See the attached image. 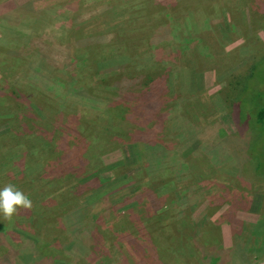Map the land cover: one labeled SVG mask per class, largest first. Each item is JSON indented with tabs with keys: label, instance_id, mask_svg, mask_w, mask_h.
I'll return each instance as SVG.
<instances>
[{
	"label": "rangeland",
	"instance_id": "obj_1",
	"mask_svg": "<svg viewBox=\"0 0 264 264\" xmlns=\"http://www.w3.org/2000/svg\"><path fill=\"white\" fill-rule=\"evenodd\" d=\"M262 55L264 0H0V264H264Z\"/></svg>",
	"mask_w": 264,
	"mask_h": 264
},
{
	"label": "trees",
	"instance_id": "obj_2",
	"mask_svg": "<svg viewBox=\"0 0 264 264\" xmlns=\"http://www.w3.org/2000/svg\"><path fill=\"white\" fill-rule=\"evenodd\" d=\"M117 43H120L121 44V48H123V45H124L125 41L123 42V40L121 38V39H118ZM163 64L165 65L164 61L163 62L162 61L152 62V69L154 70V69L158 68L159 65H163ZM262 65H264V55H262V57L259 60L256 61L255 67L253 69V72H251V74L248 75L246 78L242 79V81H241L242 84L239 83L241 85V88H242L241 93L246 88V86L252 88L253 83L258 79L257 74L260 73V69L262 68ZM150 82L151 83L148 86H146L147 88H150L151 85L153 87L154 80H151ZM243 87H244V89H243ZM251 88L247 89L246 96H244L243 99L239 102V103H241V105L244 108V114H245V117H246V119L239 120V121H240V125H242L243 127H247L250 124V122H251V126H253V129H254L255 133H257V135H258L256 137V139H258V140L254 141V142L251 141V143L249 145H247L246 148H247V153H249L248 154V158L250 160L249 164H251V165H252V163L253 164H258L257 168H255V165L253 166V168H254V174L256 176H260V175H263V173H264V95H262L263 97L260 98L261 99L260 102L262 103L261 109H259L258 111H255V113L250 114L252 107L250 109L248 108L249 102H248L247 98H248V95L250 94ZM151 90L152 89L146 90L147 93H143L140 96V98H143V97L147 98L148 96H150L149 92ZM245 91H246V89H245ZM260 92L262 93V90ZM238 97L234 98L235 100L234 99L233 100L230 99V100H232L231 101L232 104L236 103V100L238 99ZM145 99H144V101H145ZM244 100L246 101V105H244V102H243ZM157 101H161L164 104L166 103V101H164L162 99V95H159ZM140 102H141V100H140ZM235 106H236L237 111H238V116H240V114H241L240 105L236 104ZM119 107L121 109H126V108L121 107V106H119ZM152 108H153V110H156V107H155L154 104H153ZM132 114L135 115V113H133V112H132ZM247 116H248V118H247ZM182 129H183V127H182ZM238 137H239V135H237L235 137V139H239ZM228 149L231 152V150H232L231 146H228ZM78 150H79V148H78ZM235 151L237 153H239V152H241V149L238 148ZM236 152H235V154H236ZM260 221H261V223H252V224L243 223V230L242 229L240 230L241 233H243V231L244 232H248L249 231L250 233H256V234L259 233V234H261L264 231V229H263L264 228V223H263L264 219L261 218ZM235 247H241V245H236V243H235L234 246H233V248L235 250H233V249L230 250L231 252L233 251L235 253V258H236V256H238V258L240 260V258L241 259L243 258L244 254H242V253H244V251L242 250V253H241L242 255L240 256L239 254H237V253L241 252V251H239L240 248H235ZM24 258L27 259V254H25V253L20 255V259L21 260L24 259ZM217 264H226V262H220L219 263V261H218Z\"/></svg>",
	"mask_w": 264,
	"mask_h": 264
},
{
	"label": "clouds",
	"instance_id": "obj_3",
	"mask_svg": "<svg viewBox=\"0 0 264 264\" xmlns=\"http://www.w3.org/2000/svg\"><path fill=\"white\" fill-rule=\"evenodd\" d=\"M21 208H32L29 196L13 184L0 186V216L11 219Z\"/></svg>",
	"mask_w": 264,
	"mask_h": 264
}]
</instances>
